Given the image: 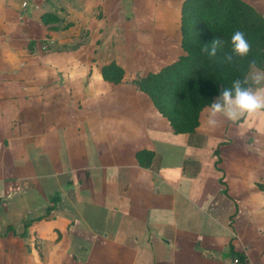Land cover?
<instances>
[{"label":"crops","instance_id":"crops-1","mask_svg":"<svg viewBox=\"0 0 264 264\" xmlns=\"http://www.w3.org/2000/svg\"><path fill=\"white\" fill-rule=\"evenodd\" d=\"M182 1L0 0V264H264V110L175 132L133 83Z\"/></svg>","mask_w":264,"mask_h":264},{"label":"trees","instance_id":"trees-1","mask_svg":"<svg viewBox=\"0 0 264 264\" xmlns=\"http://www.w3.org/2000/svg\"><path fill=\"white\" fill-rule=\"evenodd\" d=\"M179 24L184 54L133 83L147 93L175 132H190L198 125L201 110L216 95L233 81L245 80L253 61L264 70V18L244 0H183ZM237 30L245 34L251 51L234 63H225L224 56L231 52V36ZM216 38L223 40L224 46L215 57H209L203 49ZM123 75L115 63L102 68L105 79L116 82ZM260 188L264 194V186ZM238 258L242 262L240 255Z\"/></svg>","mask_w":264,"mask_h":264},{"label":"clouds","instance_id":"clouds-1","mask_svg":"<svg viewBox=\"0 0 264 264\" xmlns=\"http://www.w3.org/2000/svg\"><path fill=\"white\" fill-rule=\"evenodd\" d=\"M230 44L231 52L224 56L225 63H234L236 58L246 57L251 51V44L240 30L232 34ZM223 46L224 41L216 38L210 47L205 46L203 51L209 57H215L218 49ZM250 67L255 71H250L243 82L239 79L233 81L231 87L224 89L221 95L209 105L207 115L209 128L217 127L225 118L235 121L245 115L251 116L264 110V96L258 95L252 87L245 86L249 84V81L254 85L264 83V71L257 69L254 61Z\"/></svg>","mask_w":264,"mask_h":264},{"label":"built area","instance_id":"built-area-1","mask_svg":"<svg viewBox=\"0 0 264 264\" xmlns=\"http://www.w3.org/2000/svg\"><path fill=\"white\" fill-rule=\"evenodd\" d=\"M27 3L23 2V5L25 6ZM230 264H238L239 263V258L237 256H233L230 260H229Z\"/></svg>","mask_w":264,"mask_h":264}]
</instances>
